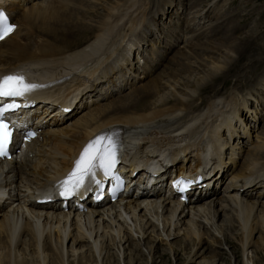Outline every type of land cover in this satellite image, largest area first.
I'll return each mask as SVG.
<instances>
[{"label":"bare ground","instance_id":"1","mask_svg":"<svg viewBox=\"0 0 264 264\" xmlns=\"http://www.w3.org/2000/svg\"><path fill=\"white\" fill-rule=\"evenodd\" d=\"M99 1L103 11L96 13ZM173 4L164 0L152 12L149 0H0L17 26L0 41V77L28 68L34 79L49 84L22 113L31 125L39 122L38 137L26 142L19 158L0 160V264H67L70 256L79 264L101 259L128 264L127 257L144 254L143 246L150 255L164 244L175 257L182 253L185 264L198 258L197 264H218V248L227 250L224 232L236 228L242 235L237 238L241 264H254L249 247L264 245V182L256 185L264 175V129L254 143L242 148L239 142L246 144L256 127L254 108L264 109V81L243 94L218 84L233 69L232 54L242 59L252 42L245 39L239 48L231 38L203 36L205 31L193 27L196 19L160 27L157 12ZM173 35L188 44L170 55L155 37L175 43ZM150 44L157 50L152 64L153 51L144 50ZM136 69L142 70L135 73L141 84L124 79ZM126 85L134 87L125 92ZM115 125L126 136L122 195L113 202L106 194L101 201L84 194L60 198L57 183L87 140ZM190 139V145L181 144ZM210 139L211 153L194 157ZM15 141L12 137V146ZM134 143L137 150L131 149ZM223 148H230L229 155ZM150 167L157 174H149ZM224 168L227 181L221 188L217 176ZM180 173L198 175L188 203L163 193V183ZM254 232L260 235L253 242ZM228 257L235 262L230 252ZM151 264L157 261L151 258Z\"/></svg>","mask_w":264,"mask_h":264},{"label":"rangeland","instance_id":"2","mask_svg":"<svg viewBox=\"0 0 264 264\" xmlns=\"http://www.w3.org/2000/svg\"><path fill=\"white\" fill-rule=\"evenodd\" d=\"M172 1H174L173 5H166V6H164L165 7L164 10L157 12V18H159V21L161 22L160 27H162V25H171V24H177L178 26L179 25L184 26V24L187 20L196 19V24L193 27H195L194 29L199 30V32L205 31L203 36L210 37L211 34L222 35V36H225V37L220 38L222 41L228 40L231 38L232 43L237 42L238 47L240 46L239 48L243 47L245 39L252 42L251 44L250 43L247 44L250 46L248 47V51L245 52V56L242 57V59L239 58V54L237 52L232 54V55L235 54L234 57L236 56L235 57V64L233 66L232 71L230 73H228L226 78L223 79V83L221 81H218V84L221 86L223 91L231 90L232 88H235V90H237L238 92L243 94L244 91L249 90L250 88H254L256 85H258V83L260 84L261 81L262 82L264 81V0H197V2H199V3L196 7H194V4L196 5V1H194V0H172ZM192 1H194V4H192ZM201 1H203V3H201ZM100 2L103 3V1H99V5L97 7L96 13H100L103 11L101 9L103 4ZM163 2H164V0H149V3H150L149 10H151L152 12L159 10L161 4L163 5ZM199 8H201V9L205 8L204 9L205 11L203 10V12H201V9L199 10ZM232 25H233V27H235V29H233V30L230 29V27H232ZM209 32H211V33H209ZM232 33H234V34H232ZM242 33H244V35H242ZM207 34H209V35H207ZM218 35H215L214 37H217ZM174 36L175 35L172 36V39ZM175 37H176V39H178V41H176L175 43H173V41L172 42L165 41L163 36L155 37L156 38L155 40L158 44L157 46H159L160 49L164 50L165 52H168V50H169V53L171 55V54H173L172 52L174 51L175 47L178 48V47L185 46L188 44V42H186V39H184L185 41L183 43L182 39H179L177 36H175ZM153 44H155V43H153ZM146 47L144 48L145 51H149V50L153 51V52H151V57H153L151 60V64H152L153 61L157 59L156 58L157 54L155 53V52H157V50L154 48L155 46H153L152 44H150V47H148V48H146ZM165 59L166 58L164 56L163 60H165ZM247 61H248L249 65H247ZM239 63H240V65H239ZM164 64H166V63H164ZM239 67L241 69H239ZM227 69H226V71H227ZM136 72L139 75V74H141L142 70H139V69L133 70V72L128 73L124 79L130 80L131 78H135V80L138 82L142 81L143 80L142 78H139L137 75H135ZM154 75H155V73L152 76H154ZM239 75H242L245 79L242 76L239 77ZM237 80L239 82H237ZM240 80H241V82H240ZM143 82H140L139 84H141ZM137 86L135 85V87H137ZM133 87H134L133 85L124 86V88L126 89L125 92L131 90ZM124 93L118 92L117 96H120ZM208 94H212V93L211 92L205 93L204 96L206 97V96H208ZM101 95H103V94H100L99 97H101ZM263 98H264V96H263ZM105 101H108L107 98ZM252 106H255L254 103L252 104ZM254 109H255V113L252 114V121L253 122H251V121L250 122H251V125L253 124L252 127H254V123H257V124H256V127L251 132V134L246 135V144L239 142V145L242 148H244L245 145L248 146L250 143H254L256 141L257 136L264 129V109H263V107L254 108ZM255 114L257 116L256 118H255ZM249 120H251V119H249ZM245 129H247V125H244V130ZM221 131H223V128ZM201 138H204V137H201ZM193 139L181 142V144L182 145H190L192 143ZM212 139H214V138L212 137ZM212 139H210V143H201L197 147V149L193 152V156L196 157V155L199 154V156H198L199 159H202V157L205 158L208 154H210L211 150L214 149V148H212V143H211ZM235 141H237V140H235ZM216 147L221 148L222 146L220 145V146H216ZM131 149H133V150L138 149L136 147L135 143L133 145H131ZM225 151H227V155H229L230 148H228V150H227V148H223L222 154H224ZM210 156L213 159L212 161H215V162L219 161V159L216 158L215 156H213V155H210ZM228 160L231 161L232 159H228ZM238 168L239 167H237V169ZM222 172H224V173H218L216 171V174L218 173L217 178H218V180H220L219 186L221 188L223 187V185L227 181L226 180L227 178L226 177L224 178V176L227 175V173L225 174V172H227L226 169L224 168V170H222ZM221 174H222V176H219ZM214 181L215 180H212L210 183H213ZM257 181L258 182L256 185H259L262 182H264V175L261 177H258ZM210 187H211V184H210L209 188ZM260 189H262V187L258 188L257 192ZM202 190H204V189H202ZM175 199H177V197ZM111 202H113V201L111 200ZM252 216L253 217H251L250 221H251V224L253 225V222L255 220V215H252ZM223 219H224L223 214H221L218 221L221 222ZM225 224H226V222H225ZM237 229L238 228H236L234 231H232L231 229H228L226 232H224L223 236L225 239H222L221 242H222V245L227 248V250L230 252L231 256L234 258V261H235L234 263L235 264H241L242 260H243V256H241L242 255L241 248L239 246L237 238L238 237L240 238L242 235L241 234H239V236L236 235ZM160 231H162V226L160 227ZM261 234H262V237H264L263 236L264 233H261ZM259 235H260V233L254 232L252 237H251V241H253V242L256 241L258 239ZM203 237H206V235H204ZM179 240L181 241V238L175 239L174 242H179ZM70 243L71 242L69 241L67 243V245L69 246ZM82 243H87V242L84 240ZM135 245L139 246V244H135ZM260 245L262 246L263 244H260ZM260 245L259 244L258 245L253 244L248 249L251 251V254L254 255L252 257L250 256V258H252L253 260L255 259L254 264H264V250H263L264 245L262 246V248ZM142 246H143V242H142ZM258 246H260V247H258ZM143 248H144V251H143L144 254H141L140 252H138V253L136 252L135 255H132V256H134L133 257L134 260H130L127 257L126 262H130L131 264H151V258H152V259L157 261V264H185L184 263L185 257L182 255V253L176 254V257H175L174 254L169 251L166 244H164V246H161L160 248H158V250H155L154 253L150 252V255H149V248H147L146 246H143ZM259 249H262V250H259ZM187 250L188 249H185L183 252H186ZM218 250L221 253L219 255L221 259L219 260L218 264H234L233 262H230L229 257H228L229 252L227 253V250L222 249V248H218ZM110 251H114V250H110ZM132 252H134L133 249H132ZM164 256H166V259L163 258ZM0 257H1L0 260L2 261L3 255L0 254ZM48 257H49V255H48ZM71 257L72 256L68 257L67 264H79L77 257H75V256H73L72 258ZM112 260H114V259H112ZM103 261H105V259L104 260L101 259L99 261L97 260V261L93 262V264H111V261L110 262L109 261L103 262ZM132 261H134V262H132ZM199 261H200V258H198L195 261V263H191V264H197ZM114 263L118 264L119 262L116 261ZM114 263H112V264H114ZM130 263H128V264H130Z\"/></svg>","mask_w":264,"mask_h":264},{"label":"snow or ice","instance_id":"3","mask_svg":"<svg viewBox=\"0 0 264 264\" xmlns=\"http://www.w3.org/2000/svg\"><path fill=\"white\" fill-rule=\"evenodd\" d=\"M15 28L8 23V18L0 13V39H4ZM37 85L24 82L22 75H5L0 77V97L23 96L26 92L36 88ZM18 107L16 104L6 105L0 108V155L4 154L5 147L11 139L12 130L4 119V113L9 108ZM105 136H98L90 141L75 161V166L68 177L63 181L64 191L62 195H70L72 190L83 185L85 177L95 176V169H101L105 174L114 167L116 153L111 144H105ZM190 183V182H189Z\"/></svg>","mask_w":264,"mask_h":264},{"label":"trees","instance_id":"4","mask_svg":"<svg viewBox=\"0 0 264 264\" xmlns=\"http://www.w3.org/2000/svg\"><path fill=\"white\" fill-rule=\"evenodd\" d=\"M229 134V133H228ZM230 135V134H229Z\"/></svg>","mask_w":264,"mask_h":264}]
</instances>
